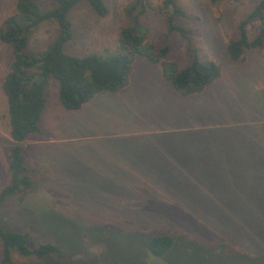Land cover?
<instances>
[{"label":"rangeland","instance_id":"374dc122","mask_svg":"<svg viewBox=\"0 0 264 264\" xmlns=\"http://www.w3.org/2000/svg\"><path fill=\"white\" fill-rule=\"evenodd\" d=\"M259 1L178 0L187 17L176 22L191 39L174 36L167 61L183 69L191 45L203 61L222 68V77L202 95L174 96L162 66L143 57L128 87L98 95L79 111L62 107L59 85L50 80L43 133L22 143L38 191L21 205L13 198L4 202L0 227L28 234L31 248L53 244L60 253L45 261L15 253L14 264H264V185L237 173L222 179V171L218 182L200 181L206 168L198 166L197 138L191 134L249 123L264 127V47L247 51L239 62L227 53L239 22ZM15 2L0 0V26ZM105 2L104 18L83 1L71 11L75 38L64 47L67 54L115 55L132 0ZM161 3L152 0L153 10L142 18L146 41L156 49L168 43ZM248 32L254 38L258 24H250ZM57 34L55 23L43 25L27 53L44 51ZM11 60L10 46L0 41V192L10 183L13 142L2 86ZM160 233L171 234L174 245L158 257L149 240Z\"/></svg>","mask_w":264,"mask_h":264},{"label":"trees","instance_id":"16d2710c","mask_svg":"<svg viewBox=\"0 0 264 264\" xmlns=\"http://www.w3.org/2000/svg\"><path fill=\"white\" fill-rule=\"evenodd\" d=\"M55 4L43 8L35 0H16L14 12L0 26V41L10 46L12 60L9 72L3 80V92L7 100L9 134L13 145L9 151L10 183L0 192V206L9 199L17 204L25 202L27 195L38 191L39 183L26 163L22 143L32 135H41V121L47 105V89L50 80L59 85V99L66 111H79L98 95L116 94L128 87L134 64L138 57L146 58L162 66L164 83L174 96L190 98L202 95L222 77L221 65L203 61L196 48L188 46L189 64L181 69L167 58L172 50L174 36L191 39L190 32L179 25L177 18H186L178 0H162L159 13L164 18L167 44L162 49L146 41L148 29L142 18L153 10L152 0H132L124 15L127 24L121 29L119 46L113 56L91 54L76 57L65 52L64 47L75 38L71 11L82 1L100 18L108 15L105 0H48ZM214 2L218 0H213ZM237 3L240 0H230ZM55 23L58 34L53 43L40 53L29 54L31 38L43 25ZM258 24V32L250 38L248 27ZM236 37L227 45L229 57L239 62L247 51L264 47V0L244 16L236 28ZM196 137L194 156L206 168L200 173V181L214 180L221 176L228 179L231 173L250 176L257 185H264V127L245 124L211 129H198L191 133ZM178 136H184L179 134ZM235 174V175H237ZM224 176V177H223ZM236 177V176H235ZM1 264H14L13 254L40 261L60 253L53 244L30 247V236L0 227ZM174 245L171 234H154L149 240L150 251L163 256ZM63 264H71L64 262Z\"/></svg>","mask_w":264,"mask_h":264}]
</instances>
